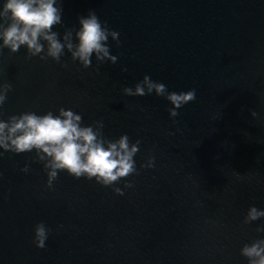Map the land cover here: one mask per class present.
<instances>
[{"label": "water", "instance_id": "water-1", "mask_svg": "<svg viewBox=\"0 0 264 264\" xmlns=\"http://www.w3.org/2000/svg\"><path fill=\"white\" fill-rule=\"evenodd\" d=\"M56 6L62 43L69 32L77 43L79 18L93 11L116 60L94 53L85 68L67 48L59 62L0 48V84L11 85L0 120L72 110L106 142L139 140L136 172L104 186L58 171L49 188L47 157L0 148V264H249L241 249L264 240V217L246 222L249 208L264 210V0ZM145 76L195 99L171 117L154 90L124 94Z\"/></svg>", "mask_w": 264, "mask_h": 264}, {"label": "clouds", "instance_id": "clouds-1", "mask_svg": "<svg viewBox=\"0 0 264 264\" xmlns=\"http://www.w3.org/2000/svg\"><path fill=\"white\" fill-rule=\"evenodd\" d=\"M57 0H4L0 8V20L7 21V26L0 23V48H7L10 52H17L21 46L26 47L30 57L40 56L41 59L52 58L59 62L67 48L71 52L73 61H78L87 68L91 64V57L95 53L97 61L105 58L115 61V56L109 55L106 46L109 30L103 26L93 11L86 17L79 18V29L76 32L77 43H71V33L64 36V43L58 39L53 26L61 23L62 8L57 7ZM113 38L118 37L112 31ZM47 50L45 53V45ZM41 53H45L41 55ZM11 85L0 84V106L6 99ZM155 91L157 96H164L170 101L172 108L169 115L176 117L177 109L195 99V91L167 92L163 83L153 82L148 76L138 82L135 88L125 87L123 92L127 96H144ZM82 117L72 110L59 109V115L48 112L37 115L32 112L12 116L8 120H0V148L14 153L31 152L34 149L48 158L46 167L48 181L51 188L52 181L57 178L58 171H66L69 175L109 186L121 178L136 172L134 156L139 151V143L130 144L127 135H122L114 142L98 138L91 126H81ZM98 123H101L99 121ZM2 155V154H0ZM150 159L141 167H152ZM27 171V168L23 169ZM131 185L126 184L125 187ZM118 194H123L120 188H115ZM264 217V210L251 207L248 210L246 222ZM48 229L43 223L35 227L34 242L38 248L45 246ZM264 231V228H257ZM241 255L248 258L249 264H264V240L245 245Z\"/></svg>", "mask_w": 264, "mask_h": 264}]
</instances>
